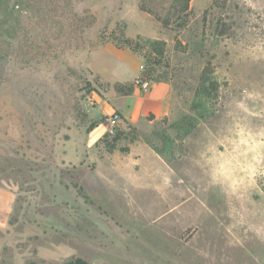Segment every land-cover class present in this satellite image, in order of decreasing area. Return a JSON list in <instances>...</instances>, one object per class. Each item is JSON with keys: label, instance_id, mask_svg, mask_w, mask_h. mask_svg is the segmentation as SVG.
<instances>
[{"label": "rangeland", "instance_id": "obj_1", "mask_svg": "<svg viewBox=\"0 0 264 264\" xmlns=\"http://www.w3.org/2000/svg\"><path fill=\"white\" fill-rule=\"evenodd\" d=\"M184 3L0 0V264H264V0ZM139 74L170 113L112 121ZM133 136L166 186L112 171Z\"/></svg>", "mask_w": 264, "mask_h": 264}, {"label": "crops", "instance_id": "obj_2", "mask_svg": "<svg viewBox=\"0 0 264 264\" xmlns=\"http://www.w3.org/2000/svg\"><path fill=\"white\" fill-rule=\"evenodd\" d=\"M164 85V82H157L150 91L142 96V99L134 95L129 103H113L110 108L113 112L120 110L125 120L132 124H136L141 117L150 112L155 114L156 118L167 115L171 110V93L165 90ZM100 104L110 112L105 105V101ZM99 127H95L91 131L90 137ZM98 137L99 135L94 136V142ZM114 156L119 157L117 154ZM123 156L119 157L114 166L115 169L112 171L118 172V175L126 182L128 187L138 189L161 188L171 182L173 177L172 167L154 146L143 138L136 137L132 140ZM156 182L159 183L156 184Z\"/></svg>", "mask_w": 264, "mask_h": 264}, {"label": "trees", "instance_id": "obj_3", "mask_svg": "<svg viewBox=\"0 0 264 264\" xmlns=\"http://www.w3.org/2000/svg\"><path fill=\"white\" fill-rule=\"evenodd\" d=\"M189 1L190 0H185V3L183 5L182 9L187 10L189 8V4H190ZM149 2H150V0H140L141 9L146 11V12H148L149 14L153 15L155 17V19L160 21L164 27H169L171 25L170 18L169 17H164L162 15V13L160 11H158L155 7H152L149 4ZM164 44H165V41L156 40L152 44V48H153L152 50L156 54H163V51H164L163 45ZM211 72H212V70H211V62H208V64L206 65V67H205V69L203 71L201 81L203 82V84H208V85L212 86L214 90H217L218 89V83H217V81L211 79V77H210ZM115 88L118 91H120V92H122L124 94H127V95L131 94L134 91L133 86H128V85H125V84H117L115 86ZM117 136H119V134ZM117 136L112 139L113 143L108 146V150L109 151H113L116 148L115 143L118 140ZM135 138L136 137L133 136L132 140H134ZM124 150H128V148H125ZM64 264H88V262L86 260H84L83 258H76V259H73V260L66 261V262H64Z\"/></svg>", "mask_w": 264, "mask_h": 264}, {"label": "built area", "instance_id": "obj_4", "mask_svg": "<svg viewBox=\"0 0 264 264\" xmlns=\"http://www.w3.org/2000/svg\"><path fill=\"white\" fill-rule=\"evenodd\" d=\"M134 84L138 89H140L142 91H144V90L148 91L151 88V79L149 77L145 76L144 74H139L136 77ZM110 117H111L110 119L112 121H113V119H115V120L120 119V115L117 111H114ZM117 130H118L117 128H112L111 132L115 133V132H117Z\"/></svg>", "mask_w": 264, "mask_h": 264}]
</instances>
